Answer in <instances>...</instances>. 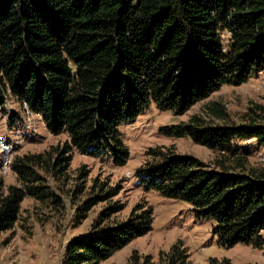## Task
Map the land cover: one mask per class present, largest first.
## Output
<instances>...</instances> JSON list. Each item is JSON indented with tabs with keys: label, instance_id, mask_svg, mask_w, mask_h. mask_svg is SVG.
Here are the masks:
<instances>
[{
	"label": "trees",
	"instance_id": "1",
	"mask_svg": "<svg viewBox=\"0 0 264 264\" xmlns=\"http://www.w3.org/2000/svg\"><path fill=\"white\" fill-rule=\"evenodd\" d=\"M259 73L264 0H0V104L14 99L41 115L51 133L68 136L62 146L16 155L11 168L18 184L6 188L0 176V234L15 227L25 198L59 203L47 176L63 178L75 150L124 164L129 150L120 126L151 104L180 115ZM161 131L190 136L215 156L204 162L174 145L152 147L136 170L139 183L212 219L222 246L264 249V164L252 163L251 148L236 144L254 140L264 147V104L252 103L237 122L222 102H210L206 116ZM99 182L92 188L102 192ZM121 210L114 203L99 221ZM153 221V207L138 204L126 220L72 239L61 264H101L148 233ZM128 264L195 263L176 242L158 261L134 250ZM208 264L232 262L213 257Z\"/></svg>",
	"mask_w": 264,
	"mask_h": 264
},
{
	"label": "rangeland",
	"instance_id": "2",
	"mask_svg": "<svg viewBox=\"0 0 264 264\" xmlns=\"http://www.w3.org/2000/svg\"><path fill=\"white\" fill-rule=\"evenodd\" d=\"M10 101L12 108L4 111L5 117L0 114V139H7L13 144L20 138L23 140L15 156L44 152L65 143L67 134L51 133L41 115H32L14 99ZM214 101L222 102L232 120L239 122L240 116L249 110L252 103L264 104V73L256 74L240 85H224L180 115L170 110L162 111L154 103L151 104L134 121L120 126L129 150L124 164L116 163L112 155L94 156L75 150L63 178L47 176L59 203L25 198L15 227L0 234V264H61L72 239L93 234L96 228L105 227V222L126 220L132 209L143 203L153 207L152 229L134 238L101 264H128L134 250L158 261L160 252L168 251L176 242L186 247L195 264H208L213 257L229 258L232 264H264V249L244 243L222 246L213 231L215 222L212 219L197 218L187 201L146 189L136 175V170L145 163L146 152L158 145H174L180 155L211 161L215 156L212 149L195 142L190 136L176 138L165 135L161 128L187 121L195 114L206 116L207 104ZM14 123L18 124L16 129ZM236 144L251 148L252 163L264 164L263 146L257 145L254 140L238 141ZM2 177L6 188L18 184L17 174L12 168ZM94 181L105 183V189L102 192L99 187L94 190ZM114 188H117L116 194L104 196ZM114 203L121 204L123 210L112 211L105 222H100L101 214Z\"/></svg>",
	"mask_w": 264,
	"mask_h": 264
},
{
	"label": "built area",
	"instance_id": "3",
	"mask_svg": "<svg viewBox=\"0 0 264 264\" xmlns=\"http://www.w3.org/2000/svg\"><path fill=\"white\" fill-rule=\"evenodd\" d=\"M8 108H12L10 98H7L4 104H0V114L5 117L4 111H6V109ZM28 111L32 115H37L30 110ZM15 122H19L18 119H15ZM14 126V128L16 129L18 127V124L14 123ZM22 142L23 140L21 138L18 139L15 144L7 139H0V176L7 174L11 170L13 159L15 157V154L17 153L18 147L21 145L20 143Z\"/></svg>",
	"mask_w": 264,
	"mask_h": 264
}]
</instances>
